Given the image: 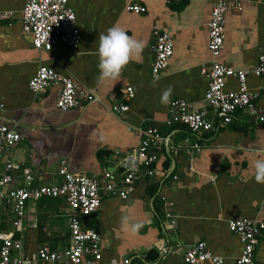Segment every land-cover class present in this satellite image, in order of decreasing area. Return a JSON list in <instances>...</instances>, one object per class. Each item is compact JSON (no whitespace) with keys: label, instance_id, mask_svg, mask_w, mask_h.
<instances>
[{"label":"crops","instance_id":"crops-1","mask_svg":"<svg viewBox=\"0 0 264 264\" xmlns=\"http://www.w3.org/2000/svg\"><path fill=\"white\" fill-rule=\"evenodd\" d=\"M238 1L240 11L225 14L218 62L251 73L264 55V0ZM24 3L0 0V14H10L9 19H0V126L14 127L20 136L4 155V160L17 165L11 185L21 186L27 172L33 175L34 185H48L56 180L62 160L72 173L97 178L112 174L119 183L118 162L139 143L138 130L156 128L164 145L154 176L135 180L126 200L102 193L99 210L83 219L100 235L99 264H121L125 259L129 264H185L184 254L199 242L222 264H236L241 246L229 232L228 222L264 220V184L254 181L252 169L254 159L264 158V120L240 111L229 125L199 135L177 123L165 124L171 100L204 106L208 78L202 69L207 71L212 62L207 23L214 0H67L80 42L74 49L57 44L49 52L34 49L31 36L23 33ZM127 5L146 11L134 14L126 11ZM114 25L142 40L145 48L117 81L101 82L96 41L99 33ZM153 26L169 33L173 43L172 57L157 80L150 75ZM40 66L71 78L87 99L63 111L55 107L59 86L31 93L27 84ZM246 83L250 92L258 94L257 106L264 111V77L249 74ZM126 86L134 91L129 101L122 93ZM168 88L171 95L165 98ZM236 90L235 79H227L225 91ZM119 104H127L128 111L112 113L111 107ZM195 143L200 148L187 154ZM3 171L0 163V175ZM56 200L63 223L50 221L55 216L47 199H42L27 205L20 232L0 209V234L19 239L25 255L43 244L54 250L66 248L65 202ZM123 218L141 224L138 232L126 231ZM254 260L264 264V233L258 236Z\"/></svg>","mask_w":264,"mask_h":264},{"label":"built area","instance_id":"built-area-1","mask_svg":"<svg viewBox=\"0 0 264 264\" xmlns=\"http://www.w3.org/2000/svg\"><path fill=\"white\" fill-rule=\"evenodd\" d=\"M125 9L134 14H143L146 11L138 5H127ZM240 9L241 2L238 0H214L207 23V47L212 62L207 71L202 69V73L208 78L204 106L192 107L183 99L171 100L167 108V126L177 123L190 133L199 135L218 131L229 125L234 115L240 111L248 112L257 121L264 120V111L257 106L258 94L250 92L246 83L249 74L264 77V55L258 57L257 65L251 73L235 71L218 62L224 43L225 14L229 11L237 13ZM9 18V13L0 14L1 20ZM21 27L23 33L31 36L33 48L44 52H49L57 44L74 49L81 38L75 14L68 7L67 0H25L21 10ZM150 50L153 55L150 75L152 80H157L167 68L173 54L170 34L153 26ZM231 78L235 79L237 90L226 92V80ZM27 86L34 95L44 92L50 86H59L55 107L63 111L76 108L80 99H87L85 93L78 92L71 78L45 66L38 68ZM261 90L264 91V84ZM122 93L126 101L134 98V91L130 86H126ZM128 108L127 104L113 105L111 111L114 114H122L127 112ZM138 136L137 146L118 162L121 170L119 183L112 174L97 178L72 173L67 162L62 160L56 172V180L52 183L34 185L33 175L27 172L21 186H12V173L17 165L10 159L4 160V155L20 141V136L14 127L1 125L0 163H3L4 171L0 175V209L9 214L15 231L20 232L29 203L42 199H62L65 202L63 216L68 227L69 243L61 250H54L43 244L35 252L25 255L19 239L13 234H0V264H99L100 235L92 226H87L83 219L99 210L102 193L126 200L135 180L154 176V165L164 145L163 138L156 128L138 130ZM198 148L199 144L195 143L186 153L191 154L192 149ZM166 217L172 218L169 213H166ZM227 227L229 232L237 237L241 246L236 264H259L254 260V251L258 236L264 233V220L236 218L229 221ZM183 260L185 264H222V259L214 256L203 242L190 246ZM129 262L125 259L121 264Z\"/></svg>","mask_w":264,"mask_h":264},{"label":"clouds","instance_id":"clouds-1","mask_svg":"<svg viewBox=\"0 0 264 264\" xmlns=\"http://www.w3.org/2000/svg\"><path fill=\"white\" fill-rule=\"evenodd\" d=\"M96 42L98 80L101 82L117 81L129 62L139 58L145 48L142 40L128 35L123 28L116 25L108 28L106 32L99 33ZM163 95L165 98L169 97L171 88L166 89ZM252 169L254 181L257 184H264V158L254 159ZM121 223L125 230L132 234L137 233L141 227L139 223L129 224L128 218H123Z\"/></svg>","mask_w":264,"mask_h":264},{"label":"rangeland","instance_id":"rangeland-1","mask_svg":"<svg viewBox=\"0 0 264 264\" xmlns=\"http://www.w3.org/2000/svg\"><path fill=\"white\" fill-rule=\"evenodd\" d=\"M47 201L48 204L51 205V213L55 216L51 218L50 221H53L55 224H57L58 222L63 223V219L61 218L60 213H58V211L60 210V201L56 199H47Z\"/></svg>","mask_w":264,"mask_h":264}]
</instances>
